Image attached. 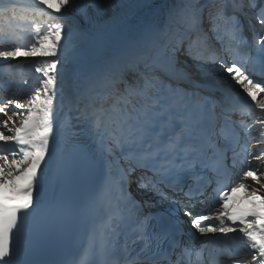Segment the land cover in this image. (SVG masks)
Listing matches in <instances>:
<instances>
[{
    "label": "snow or ice",
    "instance_id": "snow-or-ice-1",
    "mask_svg": "<svg viewBox=\"0 0 264 264\" xmlns=\"http://www.w3.org/2000/svg\"><path fill=\"white\" fill-rule=\"evenodd\" d=\"M140 6L34 0L31 15L46 22L33 42L0 51L3 62H46L31 94L0 102V142L13 146L0 154V264H45L43 249L94 213L86 252L96 264H183L196 241L229 236L241 241L229 264H264V134L237 152L243 115L259 111L264 128V0H172L138 20L134 55L78 75L94 98L65 112L61 67L77 62V43L110 11ZM236 163L239 182L207 206Z\"/></svg>",
    "mask_w": 264,
    "mask_h": 264
},
{
    "label": "rangeland",
    "instance_id": "rangeland-1",
    "mask_svg": "<svg viewBox=\"0 0 264 264\" xmlns=\"http://www.w3.org/2000/svg\"><path fill=\"white\" fill-rule=\"evenodd\" d=\"M116 2L121 3V0H116ZM151 2L152 0H123L124 4L141 5L140 7H136V8H121L120 15L124 16V19L126 20V22H124V25L120 30L126 35L127 34L134 35L133 36L134 38H132L130 42H127L125 46L123 44V46L129 51L134 50L135 52H137L139 48V34L137 30V24L132 23V17L138 10L145 8ZM171 2L172 0H162L160 3V6L163 7L164 5L169 4ZM32 10L33 9L29 11L28 10L26 11L18 10V11H14L8 14L11 17H14V21H13L14 24H13V28H9L7 33L0 34V37L3 36L4 38L7 39V43L0 45V51L7 50V48L13 44L17 46H21L25 44L30 45L31 42H33L35 38L36 27L38 25L44 24L46 20L42 17H33L31 15ZM25 12H27L28 14L25 15ZM157 14L155 16L153 14L152 15L153 18L156 17ZM4 15L6 14L4 13ZM124 37L126 38V36ZM258 39H259V35H257V40ZM85 42L87 41H80L77 43L76 46L80 48ZM126 49H122L120 52L124 53ZM231 62H232V58L228 57V63L230 64ZM241 62H244V59L241 58ZM0 65L11 70V72L14 75H16L18 81L21 82L24 88L22 91H19V89L13 86L14 89H11V91L7 93L0 92V102H6L7 99L26 98L27 95L31 94L32 89H34L39 83L37 79V76L39 74H36L34 72V68L37 65L46 66V62L42 59L29 60V59L19 58L13 63L0 61ZM250 65L251 64H248L249 68H250ZM69 67H70L69 65H64L61 67L62 79H63L64 89H65L62 99H65V97L67 96L68 88H67L66 80H68L67 74H68ZM256 77L261 78L258 76ZM11 82H13L12 79H11ZM13 111H15V109H13ZM260 118H262V114L259 111H256L254 113H247L240 118V123L242 126V132H243L242 147L247 146L249 147V150H251V145L257 144L258 138L262 134H264V128H261L257 125V121ZM0 119H3V117H0ZM0 130H4V129H0ZM244 141H249L250 143L248 145H245ZM2 144L4 145V148L0 149V154H5L13 150L12 145L5 146L3 142ZM256 151L259 153L260 151H262V149L258 147ZM12 158L13 157L9 156V159H12ZM16 158H19V157H16ZM254 166L259 167V165H254ZM239 168H240V165H238V171L236 172L235 178H233L232 180V185H234L236 182H239V176L242 175V173L239 171ZM238 195L241 196V195H244V193L238 192L236 194L237 198H238ZM198 246H195V247H198Z\"/></svg>",
    "mask_w": 264,
    "mask_h": 264
},
{
    "label": "bare ground",
    "instance_id": "bare-ground-1",
    "mask_svg": "<svg viewBox=\"0 0 264 264\" xmlns=\"http://www.w3.org/2000/svg\"><path fill=\"white\" fill-rule=\"evenodd\" d=\"M33 4L34 0H14L13 4H8L7 0H5L3 4H0V9L7 7L9 9H15V11H29L32 9ZM11 12L14 11L9 10L6 14H9ZM120 13L121 9H115L110 11L108 15L110 17H113L114 19L110 20L108 19V17H105V20L93 29L92 39L85 42L79 48V58L74 65H71L69 67L67 74L68 80H66V83L68 91L65 99H62L65 111L69 107H78L79 104L80 107L83 108L86 104L91 103L92 99L94 98V94L88 91L87 84L83 82L82 77L78 78L79 74L87 72L88 69L100 64L108 58H118V60L122 62L123 60L136 53L134 50L129 51L124 47L127 42H130L131 39L134 38V35H126L120 30L123 27L124 22H126L124 16L120 15ZM117 15L119 16V18L115 19ZM103 27L107 30H105ZM124 36H126V38ZM122 49H126L124 53L120 52ZM63 114L64 112L59 114V121L61 120ZM0 145V149L4 148L2 142H0ZM89 187H91V185H89ZM240 197L241 196L238 195V198ZM242 197L240 198L239 202L244 201ZM244 204L250 206L249 201L244 202ZM206 205L210 206L208 200L206 201ZM75 224L69 230L67 237H70L72 234H74L73 229L75 227ZM67 237L58 244L46 246L42 251L40 259H46L48 257H51L55 253V251L58 248H61V245L67 241ZM199 243L200 242L196 241L194 246L200 245ZM224 264L229 263L225 262Z\"/></svg>",
    "mask_w": 264,
    "mask_h": 264
},
{
    "label": "trees",
    "instance_id": "trees-1",
    "mask_svg": "<svg viewBox=\"0 0 264 264\" xmlns=\"http://www.w3.org/2000/svg\"><path fill=\"white\" fill-rule=\"evenodd\" d=\"M162 0H152L151 3H149L145 8H142L141 10H138L134 16L132 17V23L137 24L138 20L140 19H148L150 18L156 11L158 5H160ZM162 7H159L158 14L161 13Z\"/></svg>",
    "mask_w": 264,
    "mask_h": 264
},
{
    "label": "water",
    "instance_id": "water-1",
    "mask_svg": "<svg viewBox=\"0 0 264 264\" xmlns=\"http://www.w3.org/2000/svg\"><path fill=\"white\" fill-rule=\"evenodd\" d=\"M159 7H160V5H158V7H157V9H156V11H155V13H154V16L157 14V12H158V10H159ZM151 18H153V16H152Z\"/></svg>",
    "mask_w": 264,
    "mask_h": 264
}]
</instances>
